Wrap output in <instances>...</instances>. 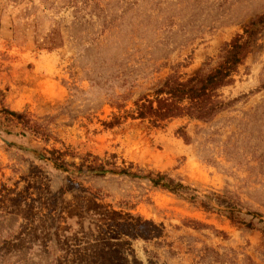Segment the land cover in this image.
Masks as SVG:
<instances>
[{"label": "rangeland", "instance_id": "rangeland-1", "mask_svg": "<svg viewBox=\"0 0 264 264\" xmlns=\"http://www.w3.org/2000/svg\"><path fill=\"white\" fill-rule=\"evenodd\" d=\"M258 15L264 0H0V264H264V26L212 118L123 117ZM158 172L189 189L141 176Z\"/></svg>", "mask_w": 264, "mask_h": 264}, {"label": "trees", "instance_id": "trees-1", "mask_svg": "<svg viewBox=\"0 0 264 264\" xmlns=\"http://www.w3.org/2000/svg\"><path fill=\"white\" fill-rule=\"evenodd\" d=\"M264 26V18L258 15L251 19L243 26L242 33L235 34L228 42H225L218 55L216 64L208 69H200L196 73L182 79L178 74H168L162 82L154 88L151 96H141L133 101L134 107L131 110H126L123 117L139 118L147 120L152 126H159L165 120L173 117L186 116L190 119L206 121L212 118L217 112L223 109L229 102L219 98L218 90L222 87L231 84L233 75L237 72L238 67L243 63L244 59L251 52L254 43L257 40V34L261 27ZM52 41H54L52 39ZM0 104H2V97L0 92ZM120 107V104H117ZM1 111L9 116H13L14 121L20 122L28 128L33 127L29 121L20 118L21 113H18L8 108L1 107ZM119 117L114 116V120L109 124L119 122ZM183 131V130H182ZM183 137H186L184 132H181ZM61 155L54 154L51 158L57 167H65L66 162L61 159ZM112 164L110 161H103L98 164H88L85 167L91 170H96L98 174H104L108 170L105 168L106 164ZM83 165V164H82ZM113 165V164H112ZM131 166L122 168H112V172L139 175L138 172H132ZM149 177L153 185L160 188L167 189L168 191L181 194L182 191L189 189L181 182L176 181L174 178L156 173L152 176L151 173L141 175ZM193 198L194 196H185ZM130 223V230L136 233H142L140 226L150 225L152 222L140 221L137 223ZM117 223L109 227L107 230L110 234H129L128 228H118ZM115 227V228H114Z\"/></svg>", "mask_w": 264, "mask_h": 264}]
</instances>
